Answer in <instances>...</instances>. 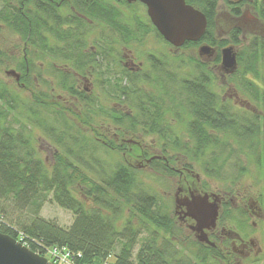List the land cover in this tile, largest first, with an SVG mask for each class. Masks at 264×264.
Returning <instances> with one entry per match:
<instances>
[{"label":"trees","instance_id":"16d2710c","mask_svg":"<svg viewBox=\"0 0 264 264\" xmlns=\"http://www.w3.org/2000/svg\"><path fill=\"white\" fill-rule=\"evenodd\" d=\"M119 1L129 5L125 0ZM185 1L205 14L207 27L199 41L187 42L181 48L207 43L216 49L214 62L219 65L220 49L227 45L237 47V67L227 73L226 78L240 102L223 101L218 97L212 90L214 76L207 63L192 58L193 75L181 80L178 86L180 100L169 95L168 111L176 114V121H185L186 138L183 140L175 135L171 124L161 126L167 111L164 97L168 93L162 95L166 89L160 83H157L158 97L147 87L157 81L156 74L155 79L149 74L130 76L123 69L117 84H111L116 86L113 93L119 100L136 108L131 114L112 111L107 115L112 127L110 137L90 126L93 122L98 125L92 108H86L88 113L69 114L74 117L72 122L65 98L56 94L51 85L54 82L45 79L42 82L45 89H37V78L44 71L43 65L40 68L34 60L38 55L41 61L49 57L64 63V70L54 69L47 74L56 75V86L67 93L74 105L90 103L85 92H79L70 78L77 80L78 75L97 62L93 53L84 51L91 21L107 25L125 43L136 39L122 22L114 3L108 0H0V31L7 27L23 42L22 56L14 65L18 81L15 80L16 84L11 87L0 79V215L4 214L8 202L15 209H27L31 214L27 221L18 224L19 230L1 223V232L17 239L20 233L43 246L59 245L79 251L82 262L87 264H104L112 257L113 264H184L177 248L179 239L174 220L159 209L156 197L140 186L139 169L128 160H145L153 155L141 150L138 141L128 143L121 139L117 143V137L124 131L129 135L140 131L158 136L162 141V157H154L148 163L158 171L180 176L181 170L174 165L176 155L183 154L193 162L203 159L209 166H206L207 171L211 170L215 178H219L222 167L229 160H236L239 162L237 174L242 176L246 166L241 156H251L259 179L264 180V38L255 36L248 44H243L237 28L226 39H218L214 33L219 1L234 15H239L242 4L252 3L264 20V0ZM148 21L162 39L149 18ZM138 23L139 31L145 32L146 26ZM5 58L6 54L0 49V66ZM151 61L155 70L163 67L162 62ZM22 92H28V97ZM246 96L250 102L244 103ZM175 109H185L188 117H182V112ZM147 111L149 116L145 119ZM76 121L86 126L90 133L77 126ZM35 129L56 147L51 165L38 155ZM167 145L173 150L170 155H165ZM101 150L107 154L119 153L121 161L107 162L97 158L96 153ZM75 193L81 197L77 198ZM48 195L60 207L73 213L74 219L67 228L38 216ZM259 199L264 202V195ZM124 207L130 209L129 216L119 225L117 219L121 218ZM249 217L243 209L233 214L232 207L224 201L216 225L226 230L234 227L245 237L250 231ZM213 236L211 232L210 237ZM140 239L141 244L133 253ZM196 244L204 254H197L196 261L187 264H203L205 255L213 259L225 258L216 246L198 241Z\"/></svg>","mask_w":264,"mask_h":264},{"label":"rangeland","instance_id":"374dc122","mask_svg":"<svg viewBox=\"0 0 264 264\" xmlns=\"http://www.w3.org/2000/svg\"><path fill=\"white\" fill-rule=\"evenodd\" d=\"M108 1L114 3L117 10L120 12L122 22L136 35V39L125 43L122 41V37L107 25H103L96 20L91 21L92 27L87 37L84 51L87 54L93 53L95 57H97V62L93 64V66L87 67L82 73L83 77L87 80L84 81L80 78L74 80L70 78L71 82H73V84L75 83L74 85L79 92H85L86 98L91 100L89 101L90 103L83 104L82 106L79 104L76 106V103L74 105L67 93L56 86V75L47 74L48 71L52 72L54 69L55 71L56 69L64 70L63 62L52 60L49 57H45L44 60L41 61L38 55L34 59L40 68L42 65L44 68V71L42 70L40 73L41 75L37 78V89H45V86H42V82L45 79L54 82L51 85L55 87L56 94L65 98V107L68 109V117L72 122L74 117L71 115L77 112L88 113L86 108H92L97 115V117H94L96 120L95 122L99 125L103 124L104 127H96L94 122L93 125L91 124L90 126L99 128L102 134L110 137L112 127L109 124L110 121L107 119L109 116L108 114L112 113V111H116L117 114L132 113V110L136 107L131 106V104H124L121 101L122 99L119 100L118 95L115 96L113 93V89L115 91L116 86H111L112 83L117 84V81L120 80L121 71L126 69L122 64L120 66L118 61L123 60L124 62L128 60V58L133 59L136 65L141 66L139 72H130L126 69L130 76H136V74L139 76L149 74L152 75L150 76L151 79H155L153 76L156 74L157 81L154 82V84H147V87L154 93L155 97L160 95L157 83L165 86L166 90L162 91V95L167 91L168 95L164 97L167 111L163 114L161 126H170L171 124L175 135L180 136L183 140L186 138L185 121H176L174 119L176 114L168 111L169 95L173 94V97L178 101L180 100L178 86L181 80L190 79V77H192V58L207 63V68L214 76L212 90L218 97L223 101L231 99L240 102V98L234 97L235 91L227 81V73L220 67V64L217 65L214 62L216 49L210 56L205 54L200 56L198 55L199 45L197 47L175 48L156 35V32L148 21L146 10L143 5L139 3L125 5L119 0ZM216 11L214 28L216 38H229L234 28L238 29L239 39L243 44H248L255 36L264 38V20L258 16L252 3L246 2L242 4L239 15H234L226 7L224 2L219 1ZM138 22L141 23L140 25L146 26L144 28L145 32L142 30L139 31ZM234 48L237 50V47ZM0 49L6 54L4 63L0 66V79L13 87V85L16 84L15 78L17 75L14 65L22 56L23 42L14 32L7 27H3L0 31ZM151 59L162 62L163 67L155 70L152 67ZM88 83L89 89L85 91L84 85L88 87ZM122 84H125L124 80ZM22 94L24 97H28V92H22ZM248 99V96H246V98H244V103L248 102ZM81 109L83 111H81ZM175 110L182 112V117H188L187 114H185L187 113L185 109L182 111H180V109ZM162 111H164V109ZM147 112L145 119L149 116V111ZM75 124L82 129L88 130L86 126L80 125L77 121ZM119 130L122 131V128ZM88 133H90L89 130ZM34 135L39 157L43 159L47 165H51L53 163V155L56 147L52 142L46 139L39 129H35ZM121 139L138 141L140 147L146 150L150 155L160 156L161 154L160 146L162 141L159 140L156 134L139 131L135 135H129V132L124 131L121 137H117V143H119ZM165 150V155L173 153V150L169 149V146ZM96 154L98 156L97 158L107 162L121 161L119 153L112 152L107 154L103 153V150H101ZM128 160L139 169L137 170V179L140 186L154 195L158 201L159 209L166 212L174 220L176 235L179 239L177 241V248L180 256L183 257L184 264L195 262V256L197 254L200 256L204 254L202 251H199L198 245L196 244L197 241L200 242L197 233L191 229L194 221L184 215V212H186L184 206L177 207L176 205V193L178 195V200L180 198L182 200L190 193L187 187H190V190L195 194L207 193L209 200L214 201L218 205V212H220L221 204L224 201H227L230 207H232L233 214H238L242 209L250 213L249 211L252 208L255 214L253 216L249 215V237H252L256 244L263 247V249L261 248L259 251V254L257 252V257H249L248 255L250 252L240 256L236 255V257H234L235 255L230 256L229 250L225 249L224 246L219 243L221 238L217 241L215 238L210 237V233L218 229L216 225L206 233L209 241L218 247V250L225 258L220 260L214 257L213 259L205 255L206 261L203 264H264V213L260 211H264V202L259 199L260 196L262 198L264 195V180L259 179L255 160L251 158V156H241L242 164L246 166V171L242 176H238L237 174V164H239V162L236 160H229L222 167L219 178H215L211 170L209 172L207 171L208 169H206V166L208 165H206L203 159H198V161L193 162L188 156L183 154L176 155V163L174 165L175 169L181 170V177L158 171L149 166L143 158H129ZM186 172H188V177H186ZM74 195H76L77 198L81 197L78 193ZM247 203H249L250 209L247 207L249 211L244 207V204ZM6 204L8 206L5 208L4 214L0 215V224L4 223L19 230L18 224L27 221V217H30L31 214L27 209L18 210L12 207L9 202ZM129 210L128 207L123 208L122 215L120 216L121 218L117 219L119 225L129 216ZM38 216L44 220L55 221L59 226L64 228H67L74 219L73 213L70 210L60 207L52 200L50 195L47 196L42 204ZM232 224L234 223L231 222V226ZM231 229L235 231L234 227H231ZM141 236H144V234ZM140 244L141 239L135 245L133 253L138 250ZM118 248L119 247H117V250ZM250 254H252V252ZM112 259L113 257L110 258L111 262Z\"/></svg>","mask_w":264,"mask_h":264},{"label":"water","instance_id":"95a60500","mask_svg":"<svg viewBox=\"0 0 264 264\" xmlns=\"http://www.w3.org/2000/svg\"><path fill=\"white\" fill-rule=\"evenodd\" d=\"M128 3L140 2L145 5L146 14L162 38L175 48L187 42L199 41L205 33L207 18L196 7L185 0H125ZM214 49L203 43L198 47V54L212 55ZM220 65L226 73L237 67V55L233 46L220 49ZM17 73L15 80L18 81ZM135 143L134 140H126ZM145 159L148 164L152 158ZM177 194V193H176ZM181 200V199H180ZM176 198V205L184 206V215L191 218L194 224L191 229L198 235V240L213 246L207 231L216 226L219 215L218 205L209 200L207 193H189L181 201ZM0 264H52L47 259L18 242L13 236L0 231Z\"/></svg>","mask_w":264,"mask_h":264},{"label":"flooded vegetation","instance_id":"af4514ba","mask_svg":"<svg viewBox=\"0 0 264 264\" xmlns=\"http://www.w3.org/2000/svg\"><path fill=\"white\" fill-rule=\"evenodd\" d=\"M127 4L131 5L132 3H128L127 2ZM118 62L120 64V66L122 64L130 72H132V71L133 72H139L141 70V66L140 65H136L134 63L133 59L128 58V60H126L124 62H123V60H119ZM78 78H80V79H82L84 81L87 80V79H85V77H83V75L82 76L81 75H78ZM88 89H89V83H88V87H86V85H84V90L85 91H88ZM96 127L102 128V127H104V125L103 124H101V125L98 124ZM138 146L140 147L139 144H138ZM141 150H143V149L141 148ZM153 156H156V155H153ZM156 157L159 158V157H162V156L160 155V156H156ZM146 159H148V158H146ZM190 189H191L190 187H187V190L189 192H193ZM176 198L178 199V195L177 194H176ZM244 207H246V209H248V208L250 209L249 203L244 204ZM249 209L247 211H249ZM260 211H262L264 213L263 210H260ZM249 212H250V213H248L249 215H252L253 216L255 214L254 213L255 211L252 208H251V210ZM213 234H214L213 237L217 241L219 240V238H221V240H219L220 241L219 243H221L224 246L225 249H228L229 250V255L230 256H234L235 255L234 257H236V255H239L240 256V255L247 254L248 252H250V253L252 252V254L249 253L248 256L249 257H251V256L252 257H257L256 256L257 255V252L259 254V251L261 250V248L263 249L262 246L260 247L258 244L255 243V240L252 237H249L250 232L247 233V236L244 237V236L240 235L239 233H237V231H234L232 229L225 230L224 228H222V229H219L218 228L216 231H213ZM221 255H223V254L221 253Z\"/></svg>","mask_w":264,"mask_h":264},{"label":"built area","instance_id":"2783aa9c","mask_svg":"<svg viewBox=\"0 0 264 264\" xmlns=\"http://www.w3.org/2000/svg\"><path fill=\"white\" fill-rule=\"evenodd\" d=\"M20 240L27 247L33 248L38 253H43L54 264H85L82 262V253L79 251L59 245L43 246L38 241L33 242L26 239L23 235H20Z\"/></svg>","mask_w":264,"mask_h":264}]
</instances>
